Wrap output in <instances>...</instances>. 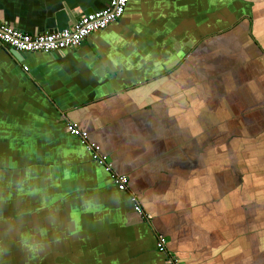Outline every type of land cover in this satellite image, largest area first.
Here are the masks:
<instances>
[{"label":"crops","instance_id":"obj_1","mask_svg":"<svg viewBox=\"0 0 264 264\" xmlns=\"http://www.w3.org/2000/svg\"><path fill=\"white\" fill-rule=\"evenodd\" d=\"M107 3L0 0V22ZM159 236L179 264H264V0H129L78 48L0 46V264H166Z\"/></svg>","mask_w":264,"mask_h":264},{"label":"built area","instance_id":"obj_2","mask_svg":"<svg viewBox=\"0 0 264 264\" xmlns=\"http://www.w3.org/2000/svg\"><path fill=\"white\" fill-rule=\"evenodd\" d=\"M128 3L129 0H108L107 6L103 10L85 15L68 29L52 34L30 35L0 22V46L24 54H49L78 48L89 36L105 30L110 24L118 21L123 16ZM67 132L80 137L85 144L87 134L77 128L76 125L67 124ZM87 147L89 148V146ZM93 159L104 164V159L96 154H94ZM112 180L119 191H126L127 176L113 174ZM135 209L140 213L138 206ZM156 248L160 254L164 255L166 264H179L180 261L177 256L167 251L166 241L163 237L157 238Z\"/></svg>","mask_w":264,"mask_h":264},{"label":"water","instance_id":"obj_3","mask_svg":"<svg viewBox=\"0 0 264 264\" xmlns=\"http://www.w3.org/2000/svg\"><path fill=\"white\" fill-rule=\"evenodd\" d=\"M68 18L64 17V12H60L54 15L52 18L47 20L46 30L48 34H52L55 32H61L69 28ZM55 30V31H54ZM15 56H24V53H17L15 51H11Z\"/></svg>","mask_w":264,"mask_h":264}]
</instances>
